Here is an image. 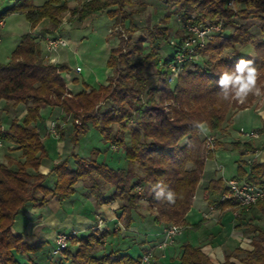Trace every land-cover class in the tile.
<instances>
[{"label": "trees", "instance_id": "trees-1", "mask_svg": "<svg viewBox=\"0 0 264 264\" xmlns=\"http://www.w3.org/2000/svg\"><path fill=\"white\" fill-rule=\"evenodd\" d=\"M161 1L174 5L183 19L193 12L196 22L223 20V30L201 50V63L197 60L185 62L172 81L168 80L172 47L169 46L171 50L165 53L159 50L168 42L171 30L167 22L171 12L161 18V24L147 28L151 44L144 51L142 37L131 41V32L136 29L132 17L147 8L144 1L84 0L70 8L68 0H44L38 5L31 0H0V21L10 13L21 12L31 30L20 35L8 60L0 62V112L10 118L18 104L25 105L23 117L20 120L10 118L7 127H3L0 114V141L15 144L22 158L7 156L5 162L0 161V264H40L30 254L38 252L43 244L27 243L19 233L13 232L15 216L26 204L40 206L49 196L60 201L67 199L75 183L83 178L93 179V194L99 200H121L119 218L123 219L125 227L131 225V212L143 197L137 186L146 191V207L154 222L184 223L204 161L210 157L203 146L205 136L201 137L197 125L203 124L209 132L222 131L227 117L233 114L231 111L247 108L258 97L249 94L244 103L222 99L216 84L219 74L225 69L234 70L240 59H252L258 69L257 87L264 92V0H235L242 3L237 10L227 7L226 0ZM65 11L69 19L77 22L96 13H105L113 19L115 27L122 26L128 33L126 41L120 38L118 46L109 50L106 66L113 69L112 75L97 87L84 82L83 89L76 93H71L65 84L63 73L68 71V66L48 61L41 47L45 34L58 32ZM236 17L255 19L259 35L253 34ZM43 20H47L49 27L41 26L42 34L34 32ZM227 25L233 26L229 33L225 31ZM249 43L252 44L251 54L237 50V45ZM150 68L154 69V82L146 75ZM44 106H58L63 117L72 116L73 145L89 128H94L104 142L123 147L127 167L112 168L95 157L83 158L71 151L75 167H70L68 157L60 159L49 172L55 176L53 186H46L45 175L37 171L46 149L33 125ZM115 124L118 125L113 128ZM127 124H130L128 141L123 137ZM259 131L264 132V127ZM244 163L247 171H240L236 177L264 186V163ZM93 175L113 186L112 193L103 196L98 188L99 180ZM157 185L165 190V195L159 198ZM205 189L209 206H234L231 200L220 199L225 190L221 179L210 180ZM168 191L174 193L173 202L166 198ZM257 203L264 205V200ZM252 229L255 232L251 239L252 249L246 251L240 261L264 264V230L258 226ZM105 236V231L74 234L70 241L78 243L73 248L67 245L61 249L58 254H62L56 253L52 260L48 259V264H140L141 254L135 256L120 248L98 251L96 248L104 242ZM19 255H28V260L22 262ZM176 264L211 262L199 247L183 243ZM220 264L233 263L226 255Z\"/></svg>", "mask_w": 264, "mask_h": 264}, {"label": "crops", "instance_id": "crops-1", "mask_svg": "<svg viewBox=\"0 0 264 264\" xmlns=\"http://www.w3.org/2000/svg\"><path fill=\"white\" fill-rule=\"evenodd\" d=\"M72 1L76 3L71 7H75L81 4L84 0H68L69 5ZM143 1L147 4V7L152 6V8H162L165 6L161 0ZM95 15H104L108 17L105 13H96L88 18H85L82 22H79V24H83L84 22L89 23ZM108 18L110 20V27L107 31L106 40H108L107 37L110 35V28L113 25V19L110 17ZM45 23L46 20H43L34 29V31H38L42 24ZM0 24H4V19L0 21ZM249 30L253 34L259 35V28L256 23L253 22L252 25L249 26ZM104 45L108 48V53L106 54L104 62L105 82L109 73V67L106 66V60L110 50L109 47L112 45L109 41H105ZM41 47L42 52L45 55V46L44 43L42 44V41ZM161 49V52L165 53L163 46H161ZM55 58L56 62L65 63L69 68L68 71L63 73V77L66 87L71 93H76L82 90L84 82L94 87L104 83L102 82L97 85L92 84L88 78L90 75H86L85 78H79L76 74H72L73 70L75 73H80L82 71V68L78 64H75L72 68L64 56L55 54ZM77 66L80 67V70H76ZM93 78H97L96 73L93 74ZM253 109L260 113L264 112V108L256 109V107H254ZM238 111L240 110L234 111L230 119L226 121L224 125V128L226 129L223 128L222 131H217L216 134H229L235 139L231 133V124ZM24 113L25 105L20 103L13 111H11L10 118L15 117L20 120ZM69 117L70 115L63 117V113L58 106H44L40 108L39 117L33 122V125L39 131L41 141L46 149V155L42 158L37 171L45 175L44 184L48 187H52L55 181L54 174L49 173L50 169L60 159L68 157L71 165L70 167H75L74 159L70 156V152H75L76 148L79 146V140L76 145H73L71 137L73 135L74 127L73 122H71V128L69 127ZM10 118L8 121H2L3 127L8 126ZM55 121L57 124L52 131L50 125ZM261 123L262 127H264V118L261 119ZM257 130L259 131V129ZM200 133L201 137H204L205 135H212L216 139L214 132H209L205 126L200 130ZM259 133V138H252V140L245 142H249L253 148H256L257 145L254 146V143L259 145L264 142V132L259 131ZM218 141H221V139L219 138ZM235 141L244 140L235 139L233 142ZM225 146H229V148L231 147L233 149L231 143H228ZM225 146H223L220 142L218 143L212 157L214 162L217 158L216 151H218L220 147ZM121 148L122 147H113L111 144H108V149L115 154H117L118 150ZM235 149L240 152V157H242L243 160L240 157L238 158L236 166H232L234 169L233 172H231L228 176L225 175L224 166H213L212 162L206 166L204 161L203 170L195 188L191 205L184 216L183 224L186 226L185 230L180 235L176 236L174 242L164 250L163 254L155 249V256L148 264H176L183 243H190L199 247L200 250L208 257L211 264H220L224 261L226 255H229V261L233 264H244L240 261V258L246 251H250L252 249L251 239L255 234L252 228H254V226H258L264 230V205L257 203L246 211L241 212L240 208H236L235 205L224 208H216L209 206L205 200V188L210 180L221 179L225 182L228 178L238 175L240 171H247L248 166L244 163L246 162V160H244L245 157L247 158L250 156L255 159L254 161L264 163V146H261L259 150L255 149V152L252 150H245L244 155L242 154V148ZM103 151L106 150L104 149L102 152ZM92 152L95 154L94 156L97 161L104 162L109 165L107 163L108 160H106L105 157H103V159H99V155L101 154L100 147H93ZM51 154L55 155L51 156ZM259 155H261V159H258ZM7 156L17 160L22 159L21 151L17 149L15 144L8 141H0V161L5 162ZM79 156L87 158L85 155V157L82 155ZM118 159L122 160L120 163L121 165H109V167L126 168L127 161L124 152L118 153ZM100 185L103 196H108L114 190L113 186L103 182L102 184L100 183ZM120 203L121 200L119 198H114L105 202L99 200L95 194H93V185L89 178H83L75 183L73 193L63 201L58 200L55 196H49L46 202L40 206H33L30 203L23 206L15 216L11 229L13 232L19 233L23 240L27 243L41 242L43 244L38 252L30 254V257L38 261L40 264L49 262L48 259L52 260L53 256H55V254H52L50 250L53 248L57 232L63 230H74L77 235H82L91 229L98 219L103 220L105 223L102 228L106 233L104 244L98 248V251L101 252L111 248H120L121 250L129 252L135 256L142 254L147 249L152 248L153 245L161 238V227L163 224L152 220V213L146 207V199L145 197H142L139 199V205L136 207L135 211L131 212V225L125 227L123 219L119 218ZM197 223L198 225H195ZM59 254H62V252ZM18 257L22 262H26L28 260V255H19Z\"/></svg>", "mask_w": 264, "mask_h": 264}, {"label": "rangeland", "instance_id": "rangeland-1", "mask_svg": "<svg viewBox=\"0 0 264 264\" xmlns=\"http://www.w3.org/2000/svg\"><path fill=\"white\" fill-rule=\"evenodd\" d=\"M31 1L33 4L38 5L43 3L44 0H31ZM75 3L76 2L72 1L71 4L69 5L68 3V5L71 7L74 6ZM241 6L242 3H237L236 1L234 2V9L237 10V8ZM1 8L2 7H0V9ZM167 12H171V15L169 16V20L167 22L171 30L169 35L170 38H168V43L169 40H173L175 38L174 35L180 36V32H181L180 19H182L181 13L175 10L174 5L169 6L165 4V6H163L162 8L159 7L152 8V6H149L143 12L135 13L133 15L132 18L136 26V29L131 32V41H134L138 37H142V39L144 40L142 42L144 51H147L151 44L148 38L147 28L151 27L153 24L160 23L161 18L165 16ZM190 13L195 14L193 12ZM68 16L69 13L65 11L62 16V23L58 28V32L59 34L64 36L67 39V41H69V43L63 48L59 49L57 52L49 54V58L54 59L55 60L54 62H56L55 54L64 56L67 59L68 64L72 66V68L74 67L75 64H78L82 68V71L80 73H75L73 70L72 74H76L79 78L81 77L85 78L86 75H90L88 77L89 81L94 85L104 82V78H105L104 62H105L106 54L108 53L107 51L108 48L104 45V43L105 41H109L110 44L112 45L111 47H109L110 49L116 47L119 44L120 38L125 41L128 39V33L125 31L124 27L117 25L115 27L114 25H112L110 28V35L107 37L108 40H106L107 31L108 28L110 27V20L108 17L104 15L103 16L95 15L94 17H92V20L88 19L90 20L89 23L84 22L83 24H79V22H77L75 19H69ZM236 20H238V22L240 23H243L248 28L249 26L252 25L253 22L256 23V20L253 19L252 17H248L246 19H241V18L239 19L238 17H236ZM47 23L48 22L46 20V23L42 24V27L44 26L49 27ZM232 30H233V26L231 25H227L225 27L226 33H229ZM28 31L31 30L29 25L27 24L24 14L10 13L4 18V24L3 25L0 24V62L4 63L8 60L10 52L13 50V48L16 46V44L20 39V35ZM38 31L39 33L41 32L40 29ZM55 33H57V31L50 34H55ZM43 43L44 42L42 41V44ZM168 43L163 45V49L165 50V52L171 50V47H169ZM159 50L161 51L162 49L160 48ZM237 50L242 54H249V53L251 54L252 44L249 43L247 45H237ZM85 55H89V56H85ZM201 59L202 57L198 56L196 60L201 63ZM153 70H154L153 68L148 69L146 75L149 77L150 80L154 82L156 76L154 75ZM95 73L97 76L96 79L93 78V74ZM112 73H113V69L109 68L108 76H111ZM254 107H256V109L264 108V92H262L260 96L254 99L251 102V105L248 106V108L246 109L244 108L238 111L232 120V124H231L232 135L235 137V139L244 140V141L233 142L235 139L231 137V135L223 134V133L219 135L216 134V131L214 132V135L216 136L215 144L213 148L207 152V154L210 153V157H207L205 159L206 166H208L210 162H212L213 166H224L225 175L228 176L231 172H233L234 169L232 166H236V161L241 155L240 152L236 151L235 148H242V154L244 155L245 150L248 151L252 150L255 152L256 151L255 149L259 150L261 146H264L262 145V143H260L259 145L254 143L253 145L254 146L257 145V147L253 148L249 142H248L249 144H244L245 141L252 140V138H249L248 136L241 134L239 132L240 127H242L245 131H249L252 129L257 130L262 127L261 119L264 118V112L262 113L257 112V110L253 109ZM230 113L233 112L231 111ZM0 114L4 122L8 121L9 115L5 116V114L1 112ZM230 117L231 115L227 117L226 121H228ZM68 121H70L69 127L71 128L72 126L71 122H73L72 116L69 117ZM53 124H54L53 125V129H54L57 124L56 121L53 122ZM117 125L118 124L113 125V128H116ZM129 128H130V124H127L126 129L123 132V137L127 141L129 136ZM119 135H121V133H119ZM219 138L221 139V141H218ZM219 142L222 143L223 146H225L228 143L229 144L231 143L233 149L231 147L229 148V146L220 147L218 151H216L217 158L215 159L214 162V160H212V157ZM111 145L113 147L117 146L115 144H111ZM93 147L101 148V154L99 155V159H103V157H105V159L108 160V162L105 159L104 160L110 166L121 165L120 163L122 162V160L118 159V153L124 152V150L122 149L123 147L118 150L117 154L113 153L111 150L108 149V144L103 141L99 133L94 128H89L85 134L81 135L79 139V146L78 148H76L75 152L82 156L85 155L87 158L95 157L94 156L95 154L92 152ZM104 149L106 151L102 152V150ZM53 155L51 154V156ZM258 159H261V155L258 156ZM244 160H246V163L248 162L250 163L255 159L253 157L248 156L247 158L245 157ZM94 178L96 179L95 176ZM89 180L91 183L93 182V179H89ZM96 180L101 181V182L99 181V186H98V188H100L101 187L100 183L102 184L103 181L100 178ZM139 190L142 196L145 197L146 191L141 187H139ZM235 207L239 209V207L237 206ZM99 221L100 219H98L96 223L93 225L97 227H93L88 231L90 232L95 231L96 234H99L102 231H104L102 227L104 226L105 223L103 222V220H101V222ZM105 239L106 236L104 237V240ZM70 240L72 241V238ZM71 241L68 243V246H71L73 248V246L78 242L75 241L74 243H72ZM103 244L104 242L99 246H97L96 249L98 250V248L103 246ZM45 264H48V262H46Z\"/></svg>", "mask_w": 264, "mask_h": 264}, {"label": "built area", "instance_id": "built-area-1", "mask_svg": "<svg viewBox=\"0 0 264 264\" xmlns=\"http://www.w3.org/2000/svg\"><path fill=\"white\" fill-rule=\"evenodd\" d=\"M234 2L235 0H226V6L233 9ZM195 16V14H189L187 18L180 19V36H175L173 40H169V45L172 47L170 61L168 62V68L170 70L168 74L169 81H172L181 71L185 62L196 60L201 50L213 36L223 30V20L218 19L196 22L194 21ZM200 33H205L203 38H201ZM42 41H44L46 51L45 58L50 62H54L55 60L49 58V54L57 52L68 44L67 39L58 32L55 34H45ZM76 70H80V67L77 66ZM51 125L53 131V122ZM239 131L249 138H259L260 136V133L255 129L245 131L243 128H240ZM214 144L215 138L212 135H205L203 146L206 152L212 149ZM262 145H264V142H262ZM224 183L225 190L220 199L231 200L234 205L239 208L248 209L256 202L264 200V186L253 184L244 177L233 176L225 180ZM136 189L139 190V186H137ZM99 222H101V220ZM93 227L97 226H92V228ZM185 228L186 226L183 223L163 224L161 227V238L152 248L141 254L139 263H150L155 256V249L163 254L164 250L174 242L176 236L180 235ZM74 234H76L74 230H70L69 232H57L54 239L55 247L52 249V253L56 254L61 249L65 248Z\"/></svg>", "mask_w": 264, "mask_h": 264}, {"label": "clouds", "instance_id": "clouds-1", "mask_svg": "<svg viewBox=\"0 0 264 264\" xmlns=\"http://www.w3.org/2000/svg\"><path fill=\"white\" fill-rule=\"evenodd\" d=\"M205 33H200L203 38ZM258 69L252 59H240L235 65L234 70L225 69L219 74V79L216 81L220 91L218 95L226 100H235L239 103H244L249 94L260 96L261 89L257 87ZM198 128L203 129V124H198ZM159 191L156 192L157 197L165 195V190L157 185ZM166 198L169 202L174 201V193L167 192Z\"/></svg>", "mask_w": 264, "mask_h": 264}]
</instances>
